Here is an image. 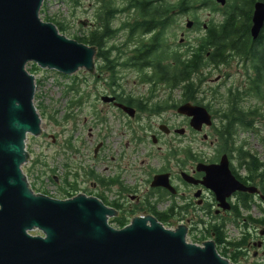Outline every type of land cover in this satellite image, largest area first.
<instances>
[{"label": "flooded vegetation", "instance_id": "1", "mask_svg": "<svg viewBox=\"0 0 264 264\" xmlns=\"http://www.w3.org/2000/svg\"><path fill=\"white\" fill-rule=\"evenodd\" d=\"M177 1L154 3L168 7ZM258 1L264 0L251 1L249 21L235 22L236 27L245 28L232 38L222 10L231 5L229 0L223 4L213 0L214 7L193 0L184 11L177 7L162 13V25H139L141 13L135 0H96L92 19L82 23L81 34L83 44L96 48L94 72L86 71L83 80L89 90L81 99L92 120L87 127L90 142L83 143L84 152L71 156L70 139L60 142L42 128L34 138L37 147L45 145L46 137L59 149L48 166L40 151L35 158L37 188L45 191L47 181L54 198L79 193L97 198L114 212L107 217L113 229L125 227L138 216L152 215L159 222L165 218L161 222L165 227L186 226V240L214 241L216 250L233 264H264V153L250 148L246 137L222 129L233 97L238 101L235 108L248 114L240 120L250 122L240 131L255 133L262 116L253 107L243 108L239 99L256 85L260 92L264 85V23L255 38L251 34ZM206 8L210 19L202 22L197 13ZM180 17L185 25H175ZM233 59L243 69V90L228 88L222 97L220 90L230 75L222 72L212 78L211 73ZM182 63L187 65L185 71ZM168 71L170 83L161 80ZM130 77L138 78L144 88L123 84ZM90 78L96 87L101 84V92L92 89ZM224 98L228 103L221 104ZM183 104L204 108L211 122L193 127L192 117L177 112ZM232 117L238 123V117ZM260 131L257 139L264 143ZM138 156L143 158L136 165ZM159 174L166 176L172 189L152 186ZM228 180L244 190H232L226 186ZM229 223L238 238L231 237ZM29 234L41 232L35 229Z\"/></svg>", "mask_w": 264, "mask_h": 264}, {"label": "water", "instance_id": "2", "mask_svg": "<svg viewBox=\"0 0 264 264\" xmlns=\"http://www.w3.org/2000/svg\"><path fill=\"white\" fill-rule=\"evenodd\" d=\"M44 1L0 0V264H233L212 240L187 242L185 225L166 228L146 215L116 230L107 222L114 212L95 197L59 199L32 189L22 169L30 159L26 139L41 135L42 120L34 105L35 77L26 66L67 76L82 69L93 73L96 53L41 20ZM252 22L255 38L264 1L255 3ZM177 112L192 117L195 128L211 122L199 106L183 104ZM151 184L172 189L162 174ZM226 186L244 190L234 180ZM35 229L41 235L29 234Z\"/></svg>", "mask_w": 264, "mask_h": 264}, {"label": "rangeland", "instance_id": "3", "mask_svg": "<svg viewBox=\"0 0 264 264\" xmlns=\"http://www.w3.org/2000/svg\"><path fill=\"white\" fill-rule=\"evenodd\" d=\"M176 1V0H170ZM91 4V6H89ZM97 7L96 0H45L42 6V11L39 13L41 20L45 22H61L65 26V31L63 34L68 38L75 39L76 36L80 37L82 34V23L87 19L91 20L93 9ZM209 10L201 9L198 11L199 19L204 22L207 19H210L208 16ZM218 19V15H215ZM175 25H185V18L180 17L177 19ZM35 65L33 63H28L26 69L29 70V73L33 74L35 77V93H34V105L42 118V128L45 133L55 134L58 136L59 141H64L66 139L71 140L70 149L71 156L77 155L78 150H83V143L89 145L90 139L87 138V127L91 125L92 120L88 117L87 111L81 101L84 92L88 89V86H84L83 80L86 79V71L79 70L78 72L72 75H63L53 70H47L39 68H33ZM241 67L239 62L236 59L228 61L224 66H221L216 71H212L211 77H215L220 73H225L230 75L228 78H225L224 87L220 90L222 97L226 95V89L236 88L238 90H243L244 78L242 76ZM92 83L90 86L94 91L101 92V84L96 87L94 84V79L90 78ZM126 86H132L133 88L142 87L139 83L138 78L130 77L127 81L123 82ZM144 88V87H142ZM175 95H178V91L174 92ZM229 100V98H228ZM228 103L227 99L224 98L221 104ZM220 104V105H221ZM99 105V104H98ZM241 106L243 108L253 107L257 110L262 116H260L257 121L255 128V133L239 131L237 136L238 138L246 137L250 148L254 150H260L264 153V143L259 142L257 139L258 129L261 130L259 133L260 138H264V101L256 100V96L253 93L246 92L242 95ZM225 109V108H224ZM171 113V110L168 112V115ZM84 117H88V121L83 124ZM172 117V116H170ZM175 118V117H173ZM176 119V118H175ZM96 128H93L92 139L96 140ZM35 137L28 136L26 139V150L30 155V159L22 167L24 173L28 177V180L32 186V189L39 192L42 191L38 189V184L36 183V174L38 169L36 168L35 158L40 154L46 161L47 166L51 164V160L54 152L58 150V146L52 144L51 139L45 138V145L41 146V149L37 147L35 143ZM94 140V141H95ZM88 159H92L91 153L87 154ZM142 156H138L136 165L139 164ZM73 162V161H72ZM73 168H75L73 163ZM48 177V175H47ZM43 192H46L48 195L53 196V189L50 184L46 181ZM52 192V193H51ZM228 230L231 231L230 235L233 238H238L239 234H236L233 230L232 225L229 223L227 225ZM172 228V227H166ZM189 243L196 244L193 240H186ZM241 264H243L241 262Z\"/></svg>", "mask_w": 264, "mask_h": 264}, {"label": "trees", "instance_id": "4", "mask_svg": "<svg viewBox=\"0 0 264 264\" xmlns=\"http://www.w3.org/2000/svg\"><path fill=\"white\" fill-rule=\"evenodd\" d=\"M230 1H232L231 5L224 7L222 10L224 11V14H225V21L227 23L226 27L228 28V30L230 29V31H232L231 35H232V38H234L237 32L239 33L240 31V34H241L245 28L244 25H239L238 27H236L235 22H238L241 24L243 22L249 21V18H248L249 11H250L249 6L252 0H229V2ZM193 3H194L193 0H178L176 3H173V4L169 3V6L167 7L166 5L158 4L157 2L154 3V0H135V6L137 7V10L141 13V18H140L141 24L139 25H162L163 24L162 13L165 15L166 12L170 11L173 8H177V7L181 9L183 8L186 9L189 5H193ZM200 4L201 6L209 7L210 5L211 7H214L213 0H200ZM163 6H166V9H164ZM54 24L57 26L59 32L63 33V31H65V26L63 23L56 21V23ZM222 36L226 37L227 35L223 34ZM91 39H93V37H91ZM75 40L81 43L85 42V39L82 36L80 37L76 36ZM239 49H240V46H239ZM263 65H264V62H263ZM31 66H33V68H37L35 67V65H31ZM182 67L184 70L185 68H187V65L185 63H182ZM167 75H165L164 77H161V80H165L166 82L170 83L172 80V75L169 73V71L167 72ZM261 75L264 81V69ZM186 76L188 75H185L183 79H187ZM175 80L177 81L178 77H175ZM256 81L257 80H255L254 83H256ZM259 88H260V85H256L255 89L250 93H253L257 97L258 96L262 97L264 101V85H262L260 92H259ZM231 101H232L231 109H230L231 114L229 113L227 117L225 116L226 120L224 124L222 125V129L224 130L226 128V132L228 134L234 135V134H238L240 130L247 129L250 126V122H247V124H245L246 123L245 121L240 120L242 116L246 118L248 114L244 113V111L239 108H235L236 103L238 102L237 98L233 97ZM232 116L238 117V123H236V121L234 120ZM256 167H257V164L255 165V168ZM159 220L163 223L166 222L165 218L164 219L159 218ZM213 228L220 233L219 228L217 227H213ZM219 238L221 239L222 237L219 236ZM237 245L238 243H234V246H237ZM219 254L221 255V253Z\"/></svg>", "mask_w": 264, "mask_h": 264}, {"label": "built area", "instance_id": "5", "mask_svg": "<svg viewBox=\"0 0 264 264\" xmlns=\"http://www.w3.org/2000/svg\"><path fill=\"white\" fill-rule=\"evenodd\" d=\"M52 193V192H51Z\"/></svg>", "mask_w": 264, "mask_h": 264}]
</instances>
